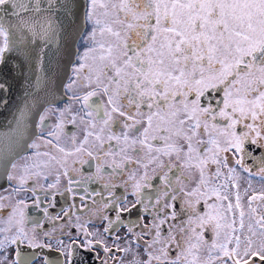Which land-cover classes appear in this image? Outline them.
Returning a JSON list of instances; mask_svg holds the SVG:
<instances>
[{
    "label": "snow or ice",
    "instance_id": "snow-or-ice-1",
    "mask_svg": "<svg viewBox=\"0 0 264 264\" xmlns=\"http://www.w3.org/2000/svg\"><path fill=\"white\" fill-rule=\"evenodd\" d=\"M8 74L0 264H264V0H0Z\"/></svg>",
    "mask_w": 264,
    "mask_h": 264
},
{
    "label": "flooded vegetation",
    "instance_id": "flooded-vegetation-1",
    "mask_svg": "<svg viewBox=\"0 0 264 264\" xmlns=\"http://www.w3.org/2000/svg\"><path fill=\"white\" fill-rule=\"evenodd\" d=\"M66 101L65 100H62L61 102L57 103L56 106H59V107H62L63 104L65 103ZM52 119V122L54 123L55 122V119L54 117L51 118ZM68 130H72V126L71 125H68ZM31 149H28V151L23 154V155H30L31 154ZM18 161H19V164H23L24 161L23 160H20L18 158ZM93 167L89 168L88 165H85L84 168L82 169V171L84 172V174L87 176V175H91L94 171H95V167H94V164L95 162L92 161L90 162ZM107 172H110V169H106ZM55 175H56V172H55V169H53L51 171V174L49 175V178H48V182H52L54 179H55ZM75 178L79 179V175L77 174L75 176ZM112 177H109V176H106L105 179H111ZM117 180H119V177H116ZM43 182V181H41ZM16 181H8L7 180V184L5 186V188H3L2 190H0V196H5L7 197L10 193H11V189H12V186L15 185ZM32 182L29 181V184H31ZM66 184V178H64L63 176L61 177V184H60V188H63ZM89 187V190L92 191V190H96V191H102V182H97V183H89L88 185ZM38 191H39V188H38ZM77 191L81 192L82 194V189H77ZM129 191H131V189H129ZM146 192L148 190H145ZM117 192L118 193H122L123 192V188H118L117 189ZM30 193H20L19 196L21 197H30ZM17 197L15 195H13V198L12 200L10 201H5L6 204L10 205L12 203H14L15 199ZM57 208L55 209H50V212H52L53 214H55L56 212H58L61 208V206H64V207H67V204L65 203V199L62 198V197H59L57 196ZM96 200H99L100 198L99 197H95ZM129 201H132L134 199V197L132 196H129L128 197ZM28 203L29 205H31L32 203V200L31 199H28ZM67 203H73V201L69 200ZM75 203H79V200L77 198V200L75 201ZM91 207H95V205H91ZM7 209H5L6 211ZM73 211H75V209H73ZM29 214L33 217H41L42 214L36 212L35 210H33L32 208H29ZM110 217H113L114 216V213H111L109 212L108 213ZM89 215H92L91 213L88 212L87 209H85V211L81 214V220L82 222H86L88 220V217ZM126 222L129 221V220H134L137 218V213L135 210H133L132 214L131 215H128V214H124L123 217H122ZM74 219V217H73ZM150 218L149 217H145L144 219V223H148V220ZM59 224H63V221H59L58 222ZM106 222H102L100 221L99 219H97L95 216H93V220H92V223L88 225L89 229L90 230H95L96 228H100L101 230L103 229V227L105 226ZM45 227L47 228H51V224L46 222L45 221ZM138 230V229H137ZM73 231H75V229H73ZM127 230L123 227H121L120 229V232L118 233V235H121V236H124L126 234ZM109 243H111V241H109ZM123 246V245H122ZM137 251L135 246H133V252ZM139 254H140V258L141 259H145L146 257L144 256V251H143V248H140L139 250ZM102 254V253H101ZM103 255V254H102ZM117 256L122 259L124 261V264H128L129 261H131L133 259V253H117Z\"/></svg>",
    "mask_w": 264,
    "mask_h": 264
},
{
    "label": "water",
    "instance_id": "water-1",
    "mask_svg": "<svg viewBox=\"0 0 264 264\" xmlns=\"http://www.w3.org/2000/svg\"><path fill=\"white\" fill-rule=\"evenodd\" d=\"M9 83L11 85L10 91L6 95L7 105L4 107H0V134L10 133L11 136L15 137V122L14 117L17 114V109L22 106L24 102V88L21 85L20 81L8 74ZM40 96L39 103L43 105L44 96L43 93H38ZM62 93L57 94L56 104L61 102L62 100L59 98ZM51 99V97H49ZM15 143L9 139L4 138L2 142H0V153L4 154L5 156L12 154L16 151ZM28 151L26 149L23 154ZM18 159V158H17ZM7 184V177L5 175L4 169L0 167V190L5 188Z\"/></svg>",
    "mask_w": 264,
    "mask_h": 264
}]
</instances>
